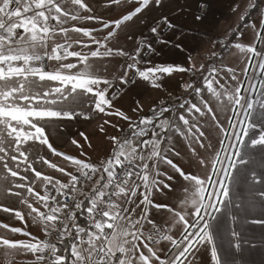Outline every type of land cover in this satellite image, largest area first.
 I'll return each instance as SVG.
<instances>
[{
  "label": "snow or ice",
  "instance_id": "obj_1",
  "mask_svg": "<svg viewBox=\"0 0 264 264\" xmlns=\"http://www.w3.org/2000/svg\"><path fill=\"white\" fill-rule=\"evenodd\" d=\"M169 2L0 0L6 264H240L264 226V0H231L222 37L197 0L189 31L178 4L136 38Z\"/></svg>",
  "mask_w": 264,
  "mask_h": 264
},
{
  "label": "crops",
  "instance_id": "obj_2",
  "mask_svg": "<svg viewBox=\"0 0 264 264\" xmlns=\"http://www.w3.org/2000/svg\"><path fill=\"white\" fill-rule=\"evenodd\" d=\"M208 7L207 10L203 13L205 19L202 25H199V29L201 31H208L213 34V36L222 37L224 34V30L226 31L234 22H232L233 14L230 11V3L231 0H207ZM179 5H185L183 14L179 15V19L177 20L180 31H189L191 27V14H200L197 8V0H170L169 3L165 5L164 8H151L145 11L142 16L141 20L148 21V23H141L140 20H137L133 27L130 29L133 33H135L136 38H139L141 35L148 36V27L151 24L153 18L158 17L161 13H169L174 18L177 16L175 9ZM94 7L99 8L98 5H94ZM104 11L103 9H100ZM120 15L119 9H116L113 13L109 14L108 18H116ZM258 13L253 14V18H256ZM185 22H187V27H185ZM242 31H245L241 28ZM223 31V33H220ZM251 34L248 33L247 35L241 36L238 33L234 36V39L237 41H241L247 43L250 39ZM165 37H167V33H165ZM125 46H128V42H125ZM212 45H206V49L210 50ZM205 49V48H204ZM173 48H163V55L157 59V62L160 61H167V58H171L175 55V52H172ZM179 51V50H178ZM203 51H197L196 53L189 52V55H201ZM200 54V55H199ZM203 54V53H202ZM204 56V55H201ZM150 97H155L159 99H164L165 95L160 94L157 92H152ZM70 131L75 132L78 129L84 130L83 126L81 125H70ZM66 153H73L74 149L71 145L62 149ZM77 155V154H72ZM53 162L55 163H63L61 160H56L53 157ZM50 172L51 170H46ZM39 181H37V184ZM3 197H0V200H3ZM9 213H4L0 211V223H8L10 226H20L15 219H9ZM34 233L38 234V230L35 228L30 229ZM0 234H7L4 232L3 229H0ZM247 238L251 241L250 243L244 244L242 249L239 253L236 254V258L240 261V264H264V226L256 225V224H247L245 225V233ZM10 235V234H9ZM16 238H23L22 236L17 235ZM29 257H19L18 259H28ZM0 264H6V257L0 252Z\"/></svg>",
  "mask_w": 264,
  "mask_h": 264
},
{
  "label": "rangeland",
  "instance_id": "obj_3",
  "mask_svg": "<svg viewBox=\"0 0 264 264\" xmlns=\"http://www.w3.org/2000/svg\"><path fill=\"white\" fill-rule=\"evenodd\" d=\"M262 11H264V10H262ZM232 22H236V17H234L233 16V18H232ZM234 22V23H235ZM233 25V24H232ZM224 32H225V30H224ZM220 33H223V31H221ZM248 42V41H247ZM174 51H176L175 52V55H173L171 58H167V61H176V60H180L182 57H183V55H184V53H182V52H180V51H178L177 49H174L172 52H174ZM203 53V54H202ZM208 53H209V50H207L206 49V46H205V49L203 50V52H201V55H208ZM194 54V53H193ZM192 54V55H193ZM200 55V54H199ZM200 55V56H201ZM193 56H198V55H193ZM69 154V153H68ZM72 154H77L75 151H73V153H71L70 155H72ZM56 160H58V159H56Z\"/></svg>",
  "mask_w": 264,
  "mask_h": 264
}]
</instances>
